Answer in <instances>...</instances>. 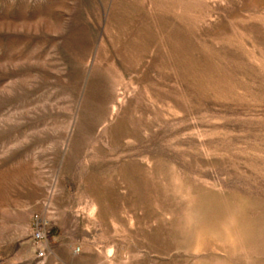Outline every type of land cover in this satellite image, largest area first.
I'll return each mask as SVG.
<instances>
[{
    "label": "rangeland",
    "instance_id": "374dc122",
    "mask_svg": "<svg viewBox=\"0 0 264 264\" xmlns=\"http://www.w3.org/2000/svg\"><path fill=\"white\" fill-rule=\"evenodd\" d=\"M0 264H264V0H0Z\"/></svg>",
    "mask_w": 264,
    "mask_h": 264
},
{
    "label": "built area",
    "instance_id": "2783aa9c",
    "mask_svg": "<svg viewBox=\"0 0 264 264\" xmlns=\"http://www.w3.org/2000/svg\"><path fill=\"white\" fill-rule=\"evenodd\" d=\"M43 227H44V226H43L42 224H40V222L37 221L36 229H35V231H34V235H33L34 239H35L37 242H40V241H42V240L45 239V230L43 229ZM38 256H39L40 258H42V257L44 256V252H43V251H40V252L38 253Z\"/></svg>",
    "mask_w": 264,
    "mask_h": 264
}]
</instances>
